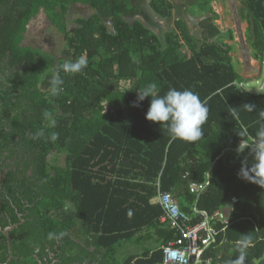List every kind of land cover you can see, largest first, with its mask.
Instances as JSON below:
<instances>
[{
	"label": "trees",
	"instance_id": "16d2710c",
	"mask_svg": "<svg viewBox=\"0 0 264 264\" xmlns=\"http://www.w3.org/2000/svg\"><path fill=\"white\" fill-rule=\"evenodd\" d=\"M240 1L252 58L264 64V0ZM73 4L94 12L69 19ZM150 7L166 18L174 6L151 0ZM41 10L64 35L59 58L22 44ZM138 12L133 0H0L1 263L9 256L3 230L22 216L10 232L9 264H158L162 246L178 238L160 221V188L185 197L189 205L181 207L191 214H211L236 197L230 223L218 224L206 255L226 264L238 255L236 241L250 238L246 264H264V188L238 176L253 156L250 148L237 151L261 126L264 92L240 87L233 46L213 41L224 30L214 18L200 21L201 40L180 22L161 40L142 21L125 18ZM80 56L89 61L82 72L60 69ZM57 74L64 83L53 94ZM152 82L160 95L190 89L207 101L203 138L172 139L164 124L147 120L151 97L134 106L137 91ZM62 153L64 164L53 165ZM207 181L199 194L190 191V183ZM141 236L155 237V245L113 259Z\"/></svg>",
	"mask_w": 264,
	"mask_h": 264
},
{
	"label": "rangeland",
	"instance_id": "374dc122",
	"mask_svg": "<svg viewBox=\"0 0 264 264\" xmlns=\"http://www.w3.org/2000/svg\"><path fill=\"white\" fill-rule=\"evenodd\" d=\"M133 1L139 7V12L130 13L125 18L130 22L140 18L150 28L151 33L161 40L169 31L176 28L177 22L183 27L190 28L193 36L201 40L200 21L207 16L214 18L224 30L213 41L233 46L231 56L243 81L240 87L251 92H264V64L252 58V49L246 38L247 23L239 16V11L243 7L240 0H169L174 7L171 15L166 18L157 15L151 9V0ZM93 12L89 6L73 4L67 16L69 19L86 18ZM106 20L110 24V20ZM22 44L48 52L56 58L62 56L66 47L64 35L49 22L43 10L29 23ZM53 123L54 117L48 120L49 125ZM64 160L65 153H62L54 154L51 161L53 165H63ZM130 248V245L118 248L113 259L120 262Z\"/></svg>",
	"mask_w": 264,
	"mask_h": 264
},
{
	"label": "clouds",
	"instance_id": "9594fccd",
	"mask_svg": "<svg viewBox=\"0 0 264 264\" xmlns=\"http://www.w3.org/2000/svg\"><path fill=\"white\" fill-rule=\"evenodd\" d=\"M89 64L85 56H80L75 61L65 60L60 69L67 74L82 72ZM63 79L57 74L50 80L53 94H57L63 85ZM137 101L134 106L147 97H151L150 106L146 113V119L152 122L164 124L171 135L172 139H180L188 142H196L203 138V125L208 119L210 108L206 100H201L199 94L190 90H177L170 88L164 95L159 94L158 85L155 82L149 83L146 87L137 91ZM248 112H253L255 105L245 104ZM231 117L237 113L229 111ZM261 117V126L255 134L252 143L241 141L237 151L243 152L250 148L253 156L251 167H248L247 161L242 163L238 176L244 180L255 183L264 188V111L259 113ZM43 132L38 131L35 136H42ZM240 135V134H239ZM67 205L65 211H67ZM53 234H49L50 238ZM63 235V234H61ZM251 239L244 238L236 241V250L238 255L229 259L226 264H246V252L251 246Z\"/></svg>",
	"mask_w": 264,
	"mask_h": 264
},
{
	"label": "built area",
	"instance_id": "2783aa9c",
	"mask_svg": "<svg viewBox=\"0 0 264 264\" xmlns=\"http://www.w3.org/2000/svg\"><path fill=\"white\" fill-rule=\"evenodd\" d=\"M189 175L188 171L185 177ZM207 184L208 181L202 184L192 182L190 191L199 194ZM156 201L163 210L160 221L170 225L178 234L177 239L162 246L164 258L158 264H212L211 256H207L206 253L217 242L220 232L218 224L224 226L230 223V214L238 199L233 197L211 214L197 209H194L193 214L188 213L182 209L172 192L160 188Z\"/></svg>",
	"mask_w": 264,
	"mask_h": 264
},
{
	"label": "crops",
	"instance_id": "0c3cea01",
	"mask_svg": "<svg viewBox=\"0 0 264 264\" xmlns=\"http://www.w3.org/2000/svg\"><path fill=\"white\" fill-rule=\"evenodd\" d=\"M135 6H137V5H135ZM135 20H140L141 21L140 18H136ZM208 178H209V176H208ZM173 195L179 201L180 205H182V206L189 205V202H188V200L185 199V197H183V196H179L178 197L174 193H173ZM154 202H157L156 198H155ZM194 209H197V208H194ZM142 237H145V238H142ZM138 240H142V241L137 243V242H134L135 239H133L132 242H128L126 245H130L131 246V248H130L131 250H135V251L137 250L139 252V251H142L144 247H151V246L155 245V243H156L155 242V237H153V236H150V237L141 236V238H139ZM124 246L125 245H122L121 248H123Z\"/></svg>",
	"mask_w": 264,
	"mask_h": 264
},
{
	"label": "water",
	"instance_id": "95a60500",
	"mask_svg": "<svg viewBox=\"0 0 264 264\" xmlns=\"http://www.w3.org/2000/svg\"><path fill=\"white\" fill-rule=\"evenodd\" d=\"M20 223H17V224H14V225H11V226H8L6 227L4 230H3V233L7 239V244H8V253H9V256H8V259L6 260V262L4 263H1L0 264H9L13 258V255H14V252H13V249H12V243H11V236H10V232L19 226V224H21L23 222L22 220V216H20Z\"/></svg>",
	"mask_w": 264,
	"mask_h": 264
}]
</instances>
